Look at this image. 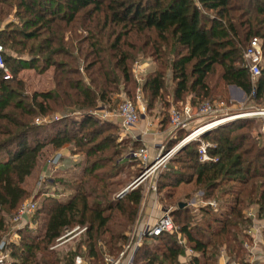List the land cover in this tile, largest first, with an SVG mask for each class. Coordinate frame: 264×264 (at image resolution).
<instances>
[{"label":"trees","instance_id":"obj_1","mask_svg":"<svg viewBox=\"0 0 264 264\" xmlns=\"http://www.w3.org/2000/svg\"><path fill=\"white\" fill-rule=\"evenodd\" d=\"M12 11L18 23H4ZM0 27L3 62L12 73L4 79L0 69V241L28 197L25 181L44 150L72 144V155L84 157L68 162L80 175H70L67 200L44 199L35 211L40 228L17 231L18 243L8 247L9 264H73L78 255L84 264H105L104 253L115 258L122 251L143 198L141 186L115 196L125 187L112 179L121 171L114 173L115 153L99 156L109 144L100 127L84 134L94 124L88 114L39 125L35 118L109 103L121 84L132 82L138 54L154 64L142 84L148 109L164 98L166 109L187 98L197 109L204 102L229 105L232 86L257 106L264 104V0H0ZM253 38L261 41L263 55L254 83L243 59ZM23 70H51L53 87L20 95L8 83L22 91L23 81L16 80ZM252 124L239 120L201 136L215 144L208 154L216 162H199L196 141L176 153L171 164L179 167L171 165L160 175L158 193L166 191L171 199L181 188L188 194L202 191L204 204L190 215L179 202L170 215L176 232L144 237L133 264H219L221 250L229 262L250 264L244 245L252 243L253 219L247 212L264 220V143L259 142L264 137L258 133L256 142L251 140L246 130ZM75 227L85 229L75 249L59 253L55 247ZM186 248L192 254L180 263Z\"/></svg>","mask_w":264,"mask_h":264},{"label":"rangeland","instance_id":"obj_2","mask_svg":"<svg viewBox=\"0 0 264 264\" xmlns=\"http://www.w3.org/2000/svg\"><path fill=\"white\" fill-rule=\"evenodd\" d=\"M7 22H14L16 24L18 23V20L14 17V11H12L10 15L7 16L6 19L4 20V23ZM1 28L2 27H0V29ZM1 46L4 48L3 45ZM153 66L154 64L150 59L148 58L146 59L144 56L138 54L135 56V59L131 65L132 82L128 84H121L118 93L112 97L109 103H105V104L98 103L96 108L88 111H81L79 109H66V110L64 109L61 111H55L53 113L48 114L44 118L41 117L35 118L32 122L36 124L37 123L36 119H38L39 121H43L42 124H49L51 122L63 118H72V117L80 118L83 114H88V116L92 118L93 123L96 125L93 126L94 124H89L83 132L84 134L86 132L89 133L91 131H94L97 127L98 128L100 127V129L103 131L101 139H106L105 142L109 144L106 147V149L100 153L99 156L107 157L108 155L110 156L113 153H115L113 154L114 158L112 157L113 162L114 163L116 162V169L114 170V173L117 171V169H120L121 172L120 174H117L114 177L113 175H111V177H113L112 179L114 181H117L118 183L120 182L121 184L124 183L125 185L124 189H125L144 172L145 165H143L142 163H140L139 161L133 158H130L129 156L132 151H136L138 148L142 147V145H140L142 142L132 139L130 137V134L126 133L123 130V128L120 126L119 119L117 117V107L122 100H130L131 102H135V96L138 90L140 91L143 104L145 105V110L140 112L139 123L141 124H147V122L150 123L149 125H152L153 128L155 129L154 132H156L155 135L157 137L152 142V145L149 146L145 145L149 151L148 153L151 161L155 158V156L158 154V152L161 149H162V154L166 153L169 150H172L173 148L175 149V146L178 143H180V141L185 136H187L189 133H191L194 129H196L199 125L203 123V121H199L198 116L194 114L186 130H179V132L178 131L171 132L169 127L170 111L173 109H180L184 104L190 103L189 98L186 99L185 103L178 105L176 107L170 106L169 109H166V107H164V103L166 100L165 98L163 99L162 103L160 101L159 102L157 101L151 109L147 108V102L145 96L142 93V84L147 74L150 72V67ZM10 75L11 76L9 78H12V73H10ZM9 78H4V79H9ZM16 81H23L25 86L23 87L22 91H20L21 89L17 87L16 83L9 82L8 85H10L11 87H15V91H17V93H19L20 95L25 93H26L25 95H30L32 92L35 91H46V90L48 91L53 87L51 70L45 72L44 74H37L33 70H23L17 76ZM226 94L231 102L229 103V105L223 102V106H221V112L223 114H226L227 116L224 115L223 116L224 118L221 119H226V118L228 119H226V122H223L220 125L216 126L215 128L204 132L202 135L211 132L212 130L216 129L221 125L230 124L239 120L250 119L253 121V124L246 131H249L252 134V137H254L251 140L256 142L255 138L257 137L256 134L258 133H260L264 137V130L262 128L261 120L257 117L246 115L255 112L257 109L264 108V104H262V106H257L256 104L251 102L252 100L249 101L248 99H246L242 94V92L233 86L229 88V94L228 92ZM230 96L232 97V100ZM222 100H224V97ZM24 101L25 103L28 102L27 99H25ZM192 107L195 109V111L197 110V108L194 107L193 105ZM221 119H217V120H221ZM241 132H237L236 135H238ZM195 141L199 142V139L191 141L189 143ZM261 141L264 143L263 138L259 139V142ZM189 143L182 145L180 149H182ZM206 143L210 145L209 146L210 149L215 147V144L212 141ZM73 148L74 146L70 144L65 146L59 152L52 151L50 148L44 150V155L43 157L40 158L37 168L25 181V188L28 194V197L25 199V201L32 200L35 202L36 207H38L44 199L54 197V195L56 197L62 198L61 199L62 201L67 200V198L71 194L70 186L71 184H73V180H74L70 178V175H72L73 173H78V176L76 175L75 178H78L80 175L79 168L71 167L72 165L68 166L69 165L68 162L79 161L80 163L84 159V157L81 154L72 155ZM179 150L175 151L174 153H171L170 157L166 159L163 165H161L157 170H155L154 173H152L148 178H146L141 182L144 200H148L150 202L151 200L157 199L159 203L158 207H156L152 212L151 215L152 219L153 218L158 219L166 210H170V215H171V213L175 212L178 209L177 205L179 202H181V204H184L185 205L184 207L190 209L191 211L190 215H197L198 208L204 204L203 201L201 200V197L203 195L202 191H196L193 194L192 189H190L191 194H188V192H186L188 190L187 188L186 191H181L182 190L181 188L179 191L177 192L175 191L176 194L173 195L171 199L167 198L166 191H162L161 193H158L157 183L159 182L160 175L167 172V169L171 165L173 167H177V168L179 167V165L177 164H171V160L176 156V153H178ZM57 153L61 154V158L59 160L58 167L55 169L48 161H50L53 158V156ZM209 157L211 161L216 162V158L211 156ZM199 162H201L200 159ZM117 163H121V165L119 164L117 165ZM112 164H108L107 166L108 172L110 171ZM146 166H149V164H147ZM65 168H67V170ZM111 171L113 173V170ZM60 182H62V184H60ZM153 184L156 187L155 191L150 189L151 185ZM122 190L117 194L121 193ZM117 194L115 195L116 197H118ZM187 195H189L188 198ZM144 200L142 201V203L144 202ZM141 207L142 205H140V208ZM148 215L149 212H146V216ZM39 218L40 217L36 218L34 212L33 215L28 217L27 220L28 223L22 229L25 228L28 232L36 231L42 225L40 223ZM8 230L5 234L9 233ZM83 233L84 232H80L78 230L76 237H74L75 234L71 236L72 239L74 238L72 241H70L71 238L70 237L69 239L63 241L62 243H59L55 248L59 250V253H64L68 251L70 248L75 249V245L78 241L77 239L81 238ZM127 237L128 240L125 243L123 249L130 243V238L129 236ZM18 241L19 240L17 239L16 243H18ZM82 250L84 251V246H82ZM104 254L105 256L107 255L106 253ZM76 257H81V256L80 255L75 256L74 259ZM8 259L7 262H10L11 261L10 257H8ZM247 259L249 260L250 263V257Z\"/></svg>","mask_w":264,"mask_h":264},{"label":"built area","instance_id":"obj_3","mask_svg":"<svg viewBox=\"0 0 264 264\" xmlns=\"http://www.w3.org/2000/svg\"><path fill=\"white\" fill-rule=\"evenodd\" d=\"M4 48L0 45V69L4 73V78H9L10 72L5 67L3 62ZM243 59L246 66L248 67L251 81L254 83L257 77L260 75V67L263 64V55L261 41L258 38H253L250 40L243 52ZM221 106L223 103L214 104L210 102L202 103L199 108L195 111L190 103L184 104L180 109H173L169 113V127L171 132H176L179 130H186L192 119V116L195 114L198 116L199 121H203L196 129L191 133L185 136L180 143L175 146V149L167 151L162 154V149L158 152L155 158L151 161L149 156V151L147 147L142 144V147L138 148L136 151L130 153V158H133L143 165H145L144 172L140 175L142 178L141 182L148 178L152 173L155 172L161 165L164 164L166 159H168L171 153L179 150L180 147L184 144H187L191 141L199 139L200 145L198 148V155L200 161L207 162L211 161L210 155L207 153L209 144L201 140V135L215 128L223 122H226V119L223 116H227L221 112ZM145 110V105L138 90L135 96V102L130 100H122L117 107V117L119 119L120 126L123 130L130 134L133 129L139 124L140 121V112ZM249 116L257 117L261 120L262 128L264 130V108L257 109L255 112L246 114ZM221 119V120H217ZM36 124H42L43 121L36 119ZM208 128V129H207ZM147 132H142L141 135L132 134L130 135L132 139L140 141L141 137L146 135ZM61 154L57 153L53 158L48 161L52 167L55 169L58 167ZM149 164V166H146ZM137 187V186H136ZM151 190L155 191V185H151ZM211 206H215V202H209ZM36 204L32 200L24 201L21 206L18 208L17 212L14 213L10 218V229L9 233L5 234L4 238L0 241V264H9L7 259L9 257L8 247L12 243H16V240L19 239L17 231L25 227L28 223V217L34 214L36 211ZM247 216L253 219V225L248 231V234L252 237L251 244H245L244 247L247 249L250 257V263L252 264L255 259V251L257 248L264 247V220L258 221L256 212L249 210ZM84 232V228L76 227L72 231L67 232L66 236L70 234H77V231ZM176 228L170 216V210H166L153 225H147L143 231L139 234V239L137 240L136 245L139 244L142 238L144 237H156L164 233H174ZM73 234V235H74ZM177 239L179 244H183L184 241L181 239L180 234H177ZM134 244H128L123 251L115 258L110 256H105V264H133L134 261ZM191 252V251H190ZM9 260V259H8ZM74 264H84V261L81 257H76L74 259ZM219 264H236V262H229L225 256L224 250H221V255L219 259Z\"/></svg>","mask_w":264,"mask_h":264},{"label":"crops","instance_id":"obj_4","mask_svg":"<svg viewBox=\"0 0 264 264\" xmlns=\"http://www.w3.org/2000/svg\"><path fill=\"white\" fill-rule=\"evenodd\" d=\"M153 68H154V66L150 67V71L153 70ZM230 98L232 100L231 96H230ZM149 124L150 123H148V122H147V124L139 123L133 129V131L130 133V135H132V134H137V135L140 134L141 135L142 132H147L146 135L141 137L140 141L142 143L140 145H142V144L147 145V146L152 145V142L154 141V139L157 138L156 135H155L156 132H154L155 129L153 128L152 125H149ZM165 135H166V133H165ZM139 186H141V184ZM143 200H144V198H142V201ZM142 201H141L142 207L140 208V212L138 213V216H137V218L135 220V223L131 227L130 232L128 233V236L130 238V244H134V248H135L134 257L136 255V253H137V251L139 249V246H140V244L142 242V239H143L142 238L141 241L139 242V244L136 245L137 240L139 239V234L143 231V229L147 225H153L156 222V220H157L155 218L152 219L151 215H152V212L154 211V209L156 207H158V205H159L158 200L157 199L156 200H151L150 202L148 200H144L143 203H142ZM146 212H149L148 216H146ZM76 236L77 235H74V237H76ZM181 239H183V238L181 237ZM70 240H72V238ZM183 241H184V239H183ZM184 244H185V242L183 244H181V245H184ZM190 251L191 250L188 249V248L185 249V255L181 256V258L179 259L180 263H185L187 261V257L192 254V251L191 252ZM252 264H264V247L263 246H261L260 248L258 247L257 250L255 251V259H254V262Z\"/></svg>","mask_w":264,"mask_h":264},{"label":"water","instance_id":"obj_5","mask_svg":"<svg viewBox=\"0 0 264 264\" xmlns=\"http://www.w3.org/2000/svg\"><path fill=\"white\" fill-rule=\"evenodd\" d=\"M141 180H142V178L140 176L138 178H136L127 188H125L120 193V195H118V198H121L123 195H125L128 190L135 189L136 186H138L139 184H141ZM184 206H185L184 204H179V208H183Z\"/></svg>","mask_w":264,"mask_h":264},{"label":"bare ground","instance_id":"obj_6","mask_svg":"<svg viewBox=\"0 0 264 264\" xmlns=\"http://www.w3.org/2000/svg\"><path fill=\"white\" fill-rule=\"evenodd\" d=\"M208 129V128H207ZM213 129V128H212Z\"/></svg>","mask_w":264,"mask_h":264}]
</instances>
